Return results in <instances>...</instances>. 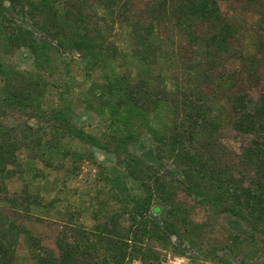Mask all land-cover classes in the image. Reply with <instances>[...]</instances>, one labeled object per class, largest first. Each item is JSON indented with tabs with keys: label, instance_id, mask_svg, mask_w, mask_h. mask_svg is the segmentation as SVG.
I'll use <instances>...</instances> for the list:
<instances>
[{
	"label": "trees",
	"instance_id": "obj_1",
	"mask_svg": "<svg viewBox=\"0 0 264 264\" xmlns=\"http://www.w3.org/2000/svg\"><path fill=\"white\" fill-rule=\"evenodd\" d=\"M135 2L0 0V117L33 120L0 124V264H13L26 233L11 217L20 204L4 196L3 185L21 148L47 161L94 159L119 204L92 228L77 225L57 236V253L30 235L37 264H160L164 247L180 248L200 228L177 201L179 189L216 207L233 240L264 230V93L228 100L232 127L253 136L241 156L250 174L238 175L219 139L220 104L207 103L202 88L173 90L155 71L174 52L168 40L176 37L199 59L191 71L205 58L214 63L229 48L233 25L217 0H149L142 8ZM118 32L125 34L120 42ZM73 64L90 79L78 98ZM51 88L57 96L48 100ZM95 116L100 124L89 129Z\"/></svg>",
	"mask_w": 264,
	"mask_h": 264
},
{
	"label": "rangeland",
	"instance_id": "obj_2",
	"mask_svg": "<svg viewBox=\"0 0 264 264\" xmlns=\"http://www.w3.org/2000/svg\"><path fill=\"white\" fill-rule=\"evenodd\" d=\"M135 1L136 6L142 8L149 0ZM217 2L223 18L235 29L229 48L214 63H211L212 58H205L199 67L191 71L190 67L199 59L193 56L192 46L182 37H176L168 40L174 52H169L170 55L156 66L155 71L164 76L173 90V84L202 88L207 103L220 104L223 123L219 139L226 147L237 174L244 172L248 176L250 173L241 163V156L253 136L232 127L233 114L228 100L236 93H247L254 98L264 93V0ZM124 35L118 32L115 39L120 42ZM20 66L28 68L29 65L20 62ZM61 71L66 74L64 69ZM131 72L135 74L134 69ZM70 75L74 77V96L78 98L86 92L90 79L84 75L79 64L72 65ZM214 75L220 78V82L211 83ZM100 76L99 72L92 74V78L99 79ZM64 77L67 78V75ZM56 96L55 89L51 88L48 100ZM24 121L33 122L20 114L0 117V124L4 125H20ZM97 124H100L99 118L95 116L89 129L97 128ZM16 155V164L9 166L12 176L3 180L7 190L4 196L15 198L20 204L11 217L26 230L18 237L13 264H37L31 256L30 235L57 253V236L69 234L71 228L77 225L92 228L97 219L102 220L104 214L119 208L114 195L101 179L94 159L79 160L67 155L47 161L29 148H21ZM97 157L101 158V154L97 153ZM176 198L187 208L190 220L199 224L200 228L189 234L180 248L176 246L174 249L173 245L164 247L160 251V264H262L263 229L257 228L252 239L233 240L216 207L195 201L183 189L178 190ZM153 210L157 212L158 208L153 207ZM131 264L142 263L133 261Z\"/></svg>",
	"mask_w": 264,
	"mask_h": 264
}]
</instances>
